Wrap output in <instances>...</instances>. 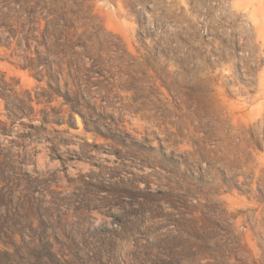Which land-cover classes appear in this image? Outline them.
<instances>
[{"label":"rangeland","instance_id":"obj_1","mask_svg":"<svg viewBox=\"0 0 264 264\" xmlns=\"http://www.w3.org/2000/svg\"><path fill=\"white\" fill-rule=\"evenodd\" d=\"M47 4L76 98L17 120L0 99V264H264V0H0L19 91L48 87L11 24Z\"/></svg>","mask_w":264,"mask_h":264},{"label":"trees","instance_id":"obj_2","mask_svg":"<svg viewBox=\"0 0 264 264\" xmlns=\"http://www.w3.org/2000/svg\"><path fill=\"white\" fill-rule=\"evenodd\" d=\"M56 1V0H53ZM68 6V4H66ZM47 14L45 16H37L36 8H26L25 13L31 17L28 24L25 21L14 20L11 24L14 27L15 23L21 30H14L10 33L15 40L18 33H23L22 37L17 41L20 46L25 44L26 50L23 64L19 66L23 70H28L32 76L40 83L46 82L48 89L42 88L41 93L36 91H19V81L14 84L13 81L6 79V73H0V99L5 101V107L11 114H8L11 120L21 119L23 117H30L35 112L34 103L37 105L47 106L50 102L43 100V98L50 95L49 90L64 97L68 101H74L75 94H71L68 91L62 90V81H64L65 66L68 65L67 59L69 58L70 49L74 50L76 42L70 38L69 25L66 19V14L58 17L54 16V5L47 4ZM65 15V16H64ZM8 21H12L8 18ZM9 23V22H8ZM10 24V23H9ZM4 46V45H1ZM8 47H11L8 46ZM33 48V49H32ZM11 49V48H8ZM12 80V78H11ZM65 86L68 87V83L65 80ZM47 95V96H46ZM76 101V100H75ZM77 103V102H76ZM8 124L0 121V135L5 136L7 133ZM1 146V143H0ZM0 149V156H1ZM2 164H5L4 159L0 160V186L7 183V178L4 176L2 170ZM2 170V171H1ZM30 183V182H29ZM31 186V184H29ZM8 195L0 194V206H8ZM33 193L28 192L26 196L22 198L26 203V211L30 215H35L36 207L32 204ZM8 208V207H7ZM5 224L0 223V233H5L7 230Z\"/></svg>","mask_w":264,"mask_h":264},{"label":"bare ground","instance_id":"obj_3","mask_svg":"<svg viewBox=\"0 0 264 264\" xmlns=\"http://www.w3.org/2000/svg\"><path fill=\"white\" fill-rule=\"evenodd\" d=\"M257 19L260 20L261 30H262V32H264V7L262 8V11H260V15ZM261 20H262V22H261Z\"/></svg>","mask_w":264,"mask_h":264}]
</instances>
